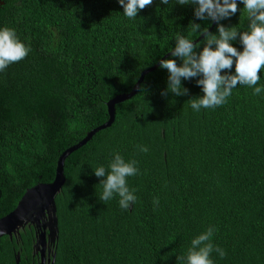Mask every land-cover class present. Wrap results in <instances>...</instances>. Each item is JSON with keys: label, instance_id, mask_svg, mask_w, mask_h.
Returning <instances> with one entry per match:
<instances>
[{"label": "trees", "instance_id": "1", "mask_svg": "<svg viewBox=\"0 0 264 264\" xmlns=\"http://www.w3.org/2000/svg\"><path fill=\"white\" fill-rule=\"evenodd\" d=\"M1 1L0 29H14L31 50L0 71V218L27 189L53 181L59 156L108 120L106 103L170 54L177 33L200 43L188 29L194 22L218 34L217 22L176 0H153L135 19L118 0ZM237 3L220 23L247 31ZM232 43L243 50L239 38ZM168 76L160 66L145 75L115 106L111 127L66 158L54 264H186L191 241L210 226L226 253H211L214 264H264V70L259 95L237 85L224 105L199 112L190 100L203 96L202 77L182 79L187 95H162ZM114 153L137 162L138 174L127 178L137 197L129 210L116 194L99 199L106 176L94 170H107ZM33 241L32 228L1 238L0 264H15L18 252L19 264H37Z\"/></svg>", "mask_w": 264, "mask_h": 264}, {"label": "clouds", "instance_id": "2", "mask_svg": "<svg viewBox=\"0 0 264 264\" xmlns=\"http://www.w3.org/2000/svg\"><path fill=\"white\" fill-rule=\"evenodd\" d=\"M180 5H195L194 16L203 21L217 22V33L213 34L198 23H190L191 34H199L203 37L202 51L200 43L186 38L177 33L175 35V47L171 50L173 57L181 59L178 65L175 59L161 60L160 67L166 69L168 76V89L162 93L167 95L170 91L176 96L188 94V89L183 88L181 81L196 77H202L196 81L202 87L203 96L190 100L191 108L199 112L201 109H214L227 102L237 85L253 88V95L262 92L261 87H255L260 81V73L264 70V0H240L247 13L248 30L240 31L236 27H225L221 20L230 18L237 13V0H176ZM123 7V14L128 19L137 18L138 12L151 6L153 0H118ZM167 5L169 0H161ZM239 38L243 45L240 51L233 46V41ZM30 46H26L12 28L0 29V71L23 60L30 52ZM235 65V73L231 69ZM224 72L225 74H221ZM141 152H147L146 146H140ZM135 160L126 162L119 154L114 153L113 159L108 165L95 168L97 177H105L100 184L103 192L99 199L103 202L111 200L114 194L119 196V205L124 210H129L130 205L136 202L135 190L129 188L127 178L138 174L139 170ZM158 205L159 200L154 199ZM215 232L214 227H209L191 241V247L186 254V264H214L210 258L214 251L223 258L225 251L212 243ZM183 260L185 257H180Z\"/></svg>", "mask_w": 264, "mask_h": 264}, {"label": "water", "instance_id": "3", "mask_svg": "<svg viewBox=\"0 0 264 264\" xmlns=\"http://www.w3.org/2000/svg\"><path fill=\"white\" fill-rule=\"evenodd\" d=\"M3 5V3L1 4ZM216 22L213 21V25ZM171 55L164 56L165 60ZM157 62L152 68L143 71L133 86L131 92L115 96L106 103L108 120L94 130L87 132L85 137L77 144L66 149L58 158L55 167V176L50 183H39L27 189L12 212L0 218V239L8 237L19 239L20 232L25 228L34 230L32 246L33 256L38 257L37 264H54L58 240V219L56 215L55 197L60 194L66 178L64 163L73 152L84 146L99 131L111 127L114 122L115 106L130 100L138 91L145 75L160 66ZM20 254L15 253V264H19Z\"/></svg>", "mask_w": 264, "mask_h": 264}, {"label": "flooded vegetation", "instance_id": "4", "mask_svg": "<svg viewBox=\"0 0 264 264\" xmlns=\"http://www.w3.org/2000/svg\"><path fill=\"white\" fill-rule=\"evenodd\" d=\"M2 3L4 4V2L0 0V6H2V5H1Z\"/></svg>", "mask_w": 264, "mask_h": 264}]
</instances>
